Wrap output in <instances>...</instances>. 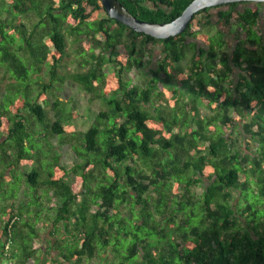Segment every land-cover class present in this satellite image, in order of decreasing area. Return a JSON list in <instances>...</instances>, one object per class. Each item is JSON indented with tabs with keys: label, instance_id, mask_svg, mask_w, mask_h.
<instances>
[{
	"label": "trees",
	"instance_id": "16d2710c",
	"mask_svg": "<svg viewBox=\"0 0 264 264\" xmlns=\"http://www.w3.org/2000/svg\"><path fill=\"white\" fill-rule=\"evenodd\" d=\"M118 1L164 23L192 0ZM240 4L215 7L232 40L200 33L205 9L158 41L101 0H0V264H264V4ZM67 35L73 74L60 72ZM158 44L152 65L147 47ZM151 65L143 86L126 80ZM68 80L102 105L84 132L62 124L71 117L55 94ZM61 145L77 160L70 169Z\"/></svg>",
	"mask_w": 264,
	"mask_h": 264
},
{
	"label": "rangeland",
	"instance_id": "374dc122",
	"mask_svg": "<svg viewBox=\"0 0 264 264\" xmlns=\"http://www.w3.org/2000/svg\"><path fill=\"white\" fill-rule=\"evenodd\" d=\"M247 7H253L251 4H245V5H239L237 8L244 9ZM222 10V9H220ZM217 11L218 9H214L210 11L207 14H201L197 17V20L200 22L199 31L202 34L207 35H214L217 32V28L215 27V24L217 23ZM262 15H261V22H262V30H264V6L261 8ZM210 15V17H208ZM37 20L35 15L30 14L26 17H24L25 23L30 26L32 23H34ZM209 22V24H207ZM222 28V27H221ZM234 30V28H231ZM74 39L73 36L67 35V48L66 53L67 56H65L63 61V66L60 69V72L62 74H73L79 70V67L77 65V62L75 58H77L78 55V43L74 44L72 42ZM81 45L82 49L86 48V44L84 42L79 43V46ZM148 49L153 50V56L151 58L152 65L155 63L156 59L160 56L161 51L163 49V46L161 44L155 45V46H148ZM123 48L120 46L118 49V52H122ZM148 54V52H147ZM190 55V54H189ZM148 55H145L143 58V61L145 62L147 60ZM145 67L140 70H132V72L126 74V80H131L135 85L143 86V84L149 79L150 77V68L152 67ZM180 69H184L185 66H187V61L183 60L180 63L176 65ZM104 71L107 74H110L112 72V66L110 64L104 66ZM183 88L184 85L180 84ZM58 87V86H57ZM55 97L59 98L62 101L63 105V113L65 116L70 114V117L66 122H63L62 124H71L76 131L84 132L86 131L90 125L92 124L95 115L102 109V105L100 101H94L89 102V94L84 91L78 84L75 82L68 80L65 82L64 85L59 87L58 92L55 94ZM54 96L48 95V115L51 119V121H56L57 117L54 116V113L51 109V105L54 101ZM201 114L206 115L208 114V111L203 106H200ZM52 143L56 145V139H52ZM58 153L60 155V165L70 169L75 163L76 158L74 154L72 153L70 147L68 145H61L58 148ZM31 166H25L23 167L24 172H29ZM74 176L70 173L67 177V180L69 184L74 183ZM23 181V180H21ZM203 185H199L197 187L193 188V193L196 195H200L203 192ZM40 194V191H39ZM20 201L26 200L23 197V192L21 191L19 194ZM54 204V202H51V206ZM40 228V225L38 226ZM42 239L48 238L49 235L47 234V231L40 232ZM44 244L40 242V240L35 242V247L42 248ZM11 262V261H10ZM97 262V261H93ZM91 262V264H93ZM27 264H33L31 261Z\"/></svg>",
	"mask_w": 264,
	"mask_h": 264
},
{
	"label": "water",
	"instance_id": "95a60500",
	"mask_svg": "<svg viewBox=\"0 0 264 264\" xmlns=\"http://www.w3.org/2000/svg\"><path fill=\"white\" fill-rule=\"evenodd\" d=\"M101 3L111 19L136 33L163 41L182 34L193 17L200 11L233 3L264 4V0H192L176 19L164 23H149L139 20L131 15L118 0H101Z\"/></svg>",
	"mask_w": 264,
	"mask_h": 264
},
{
	"label": "flooded vegetation",
	"instance_id": "af4514ba",
	"mask_svg": "<svg viewBox=\"0 0 264 264\" xmlns=\"http://www.w3.org/2000/svg\"><path fill=\"white\" fill-rule=\"evenodd\" d=\"M244 4H247V3H244ZM240 5H242V4H240ZM214 9H218V8H210V9H208V12H206V13H203V14H207V13H209L210 11H212V10H214ZM219 10V9H218ZM217 13H218V11H217ZM201 15V14H200ZM233 23V22H232ZM215 27L217 28V32H219V31H221V32H223V33H225V34H227V36H228V39L229 40H232V36H230L229 35V28H228V26L225 24V23H220L218 20H217V23L215 24ZM222 27V28H221ZM216 32V33H217ZM215 33V34H216ZM212 36V35H211ZM191 43H193V41L191 40V39H188V40H186L185 41V45H187V46H190V44ZM190 54V55H189ZM192 53H191V51L190 50H188V51H186V56H185V58L183 59V60H185V61H187V66H185V68L184 69H186V68H188L189 66H191L192 65ZM182 60V61H183Z\"/></svg>",
	"mask_w": 264,
	"mask_h": 264
}]
</instances>
